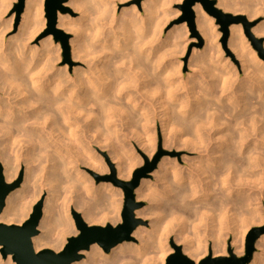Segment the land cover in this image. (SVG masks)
<instances>
[{"label":"bare ground","instance_id":"bare-ground-1","mask_svg":"<svg viewBox=\"0 0 264 264\" xmlns=\"http://www.w3.org/2000/svg\"><path fill=\"white\" fill-rule=\"evenodd\" d=\"M5 1L0 0L5 10L1 9L0 20L13 6H3ZM44 1L26 0L17 40L5 44L0 32V162L8 183L24 169V183L7 197L0 224L24 223L46 190L42 233L32 240L36 252L46 247L59 252L66 237L77 234L73 211H83L89 225L117 220L122 193L109 184L95 186L81 171L84 166L106 171L90 145L105 144L119 162V177L124 173L129 179L137 163L128 147L137 142L151 157L159 123L165 148L186 147L198 155L189 172L176 160H163L154 173L162 189L143 180L136 191L138 199L149 200V209L136 215L150 217L151 230L137 228L133 236L138 245L125 242L109 254L94 245L84 262L74 264H166L168 253L176 250V246L168 249L173 233L184 242L185 255L197 264L211 251L216 257L225 255L229 235L235 244L240 239L242 251L250 228L263 223L259 205L264 184V103L248 97V89H258L254 83L235 87L233 67L224 60L214 64L217 74L209 70L206 59L214 57L216 49L214 19L201 5L195 6L197 29L206 41L199 65L207 76L197 79L189 74L185 80L180 61L164 63L166 42L160 33L165 0L143 2L145 16L133 6L128 19L125 15L120 22L122 37L107 31L116 20L111 14L115 0H70L68 5L81 17L59 14L57 28L73 33V59L85 66L72 73L70 66L60 65L52 37L39 47L29 45L45 26ZM220 1L219 8L232 10L228 1ZM230 31V47L242 68L264 75V62L246 46L242 28L234 25ZM253 31L264 35L262 29ZM247 100L250 104H245ZM218 191L214 202L212 194ZM203 199L208 200L199 207ZM191 220L193 238L187 234ZM257 245L263 255H255L249 264H264V237ZM12 260L0 253V264Z\"/></svg>","mask_w":264,"mask_h":264},{"label":"rangeland","instance_id":"rangeland-1","mask_svg":"<svg viewBox=\"0 0 264 264\" xmlns=\"http://www.w3.org/2000/svg\"><path fill=\"white\" fill-rule=\"evenodd\" d=\"M185 0H165L164 1V7L163 10L166 12V16L164 17V26L162 28L161 31V37L162 39L166 42L165 48H164V52H166L165 56L166 57L164 60V63H166V65L168 64H172V63H176V62H181L182 63V70L181 73L182 75L185 77V80L188 78L189 74L195 76L197 79L201 78V74H203L202 77H204V73H206L205 76H207V70H202L203 65H199L201 63V59H203V55L205 54L206 50V41L200 36V33L197 29V16L195 13V7L193 8L194 13H195V31H192V29L190 28L189 24L187 21L183 20V12L181 11L180 6L183 5ZM215 1V8H217L218 10H220L221 12H223L226 15H232L234 17H244L247 21V25H245L242 21L238 22V23H234L232 25H230L228 27V34H226V31L224 29V23L227 21L226 19H217L216 17L210 15L205 8L203 7V5L201 3H198L197 5H201V7L203 8V11L210 17H212L214 19V24H213V31H214V35L217 36V40L215 39L213 41L214 45L213 47L216 48L215 49V55L214 57H210V55L207 57V63L208 61L211 63H208V67L210 68L209 70L212 69V71H214L215 73L218 71L216 70V66L218 67V64L214 66V64H216L217 62L220 63L222 60L225 61V63L230 64L231 67H233V72L235 75H233V84L236 86L245 83L246 84H252L254 83V85L256 86V88H258L257 90L255 88L253 89H248L247 90V95L248 97H256V100L253 99V103H255L256 101H258L257 103H264V75L262 74H258L257 72L254 71V68L250 69V73H248L249 71H245L242 68V64L240 62L239 59H237L236 54H234L232 47H230V40H231V31L230 28L231 26H240L242 28V37L244 38L243 40H245L244 42L247 44L246 46H250L249 49H252V51L256 52L257 56L259 59H261L264 62V55L261 56L260 54V50L258 47L261 46L262 50H263V54H264V35L262 34H254L256 32H254L253 30H258V29H262L264 30V0H226L230 3V5H232V10L226 11L223 10L222 7H218V4L221 2L220 0H212ZM225 1V2H226ZM70 2V0H63V2L61 3V7L63 8V11H61L60 9L57 10V25H56V29L59 30V32L61 34H54L49 31V21H48V16H47V12H46V3L47 0L44 1L42 10H41V19L44 21V28L40 31V33L36 36V38L32 41L29 42V45L31 46H36L39 47L40 43L45 40L48 37H52L51 38V46L54 47L55 49H57L59 51V55L61 57V61H60V65L61 66H70L71 67V72L73 73L74 69H84L85 66L83 65V63H79L76 60L73 59V51H72V46H71V40L74 38L73 33H67L64 32L61 29H58V17L59 14H63V15H70L73 19L75 20H79L81 17V13L75 11L71 5H68ZM143 2H148V0H125L123 2L117 1L115 0V9L112 11L111 9V14L114 16V20L113 21L111 18L110 20H112V22L114 23L112 26L111 24L109 26L111 27H107V31L108 32H112L114 31V33L119 34V37H122L121 31L122 29L120 27H122V24L120 22H122V19H126L127 15L130 14L133 6L137 5L138 10L140 12V14L145 16L144 10L142 8V4ZM10 5L13 4V6L7 11L5 12V14H3V17L1 18V24L2 27H0V32L3 33L4 38H3V42L5 44H8L9 42H14L15 40H17L18 38V34H19V26L22 20V15L25 12V5H26V1H25V5H24V11L22 12V14L19 16L18 12H17V8L16 6L19 4V0H7L5 1V5ZM196 5V6H197ZM4 8V7H3ZM3 8H0V13L1 9L3 11ZM7 8V7H5ZM110 9V8H109ZM5 11V10H4ZM3 11V13H4ZM116 11V12H114ZM254 14V15H253ZM126 15V16H125ZM2 16V15H1ZM13 16H15L14 21L11 22ZM125 16V17H124ZM112 17V16H111ZM124 17V18H123ZM128 19V18H127ZM126 19V20H127ZM109 20V21H110ZM3 22V23H2ZM119 24V25H118ZM121 24V25H120ZM116 29V30H115ZM186 29V30H185ZM253 37V40L250 38ZM255 40V41H254ZM67 41L68 47H69V51L66 52L63 46V42ZM215 42V43H214ZM217 46V47H216ZM185 48V49H184ZM173 49V50H172ZM185 50V51H184ZM174 52V53H173ZM172 54V55H171ZM217 54V55H216ZM178 55V56H177ZM181 55V56H180ZM208 55V54H207ZM219 58H218V57ZM211 58V59H210ZM220 61V62H219ZM198 62V63H197ZM255 72V73H254ZM217 74V73H216ZM254 75V76H253ZM258 77H257V76ZM207 79V80H206ZM206 82L208 83H214L212 78H206ZM235 80V81H234ZM258 81V82H257ZM260 82V83H259ZM236 83V84H235ZM217 84H215V89L216 91H218L217 93L220 92V90H217L218 88L216 87ZM263 85V86H262ZM249 87V86H248ZM255 101V102H254ZM245 104H250V101L247 100L245 102ZM159 125V133L157 132L156 135V144H155V151L153 153V155L150 157V155L148 153L145 152V150L139 146V144L132 142L130 148L133 149L131 150L128 147V150L131 151V154H129V156L135 160L134 163H137V165L135 166L133 173L131 175V177L129 179H125L124 177L126 176L124 173L122 176L119 177V162L117 160H114V154L112 153V151L110 149H108L106 147V145L104 144L101 146H97V145H90V149L93 151L94 155L96 156V158H98L99 160V164L101 166H104L106 168L105 172H99L97 170H94L93 168H88V167H82L81 171L90 179L94 182L95 186H99V185H103V184H109L111 186H113L115 189L119 190L122 193V196H119V200H121V210L119 213V218H117V220L115 221H108L107 225H112L113 227L118 226L119 224L122 223V212H123V207H124V203H125V193L124 190L119 187L116 186L114 184V182L112 181V178L115 176L117 180H120L122 182H130L133 180V175L138 171V170H142L147 168V166H151L153 165V163L155 162L156 159H158V163H157V167L156 169L151 172L148 173V177L147 178H143L140 182V186L142 181H147L149 182V184L159 188L161 186V183L158 182L156 180V177L154 176V173L159 169V165L163 160H176L177 163L179 164L180 168L183 169V171H186V173L189 172L190 170V165L192 163L191 160H196L197 156L196 154H193L190 152V150H188L186 147L183 148H175V149H168L164 147V136H163V132L161 131L162 129H160V124ZM135 143V144H134ZM186 148V149H185ZM126 150V151H128ZM134 156V157H132ZM138 161H137V160ZM102 163V164H101ZM190 164V165H189ZM0 167L2 169V174L4 177V167L3 164L0 162ZM263 169H264V165H263ZM264 174V171H263ZM21 179V184L20 186L15 189L14 191L18 190L21 188L22 184L24 183V169L23 172L21 171V173L19 174V176L11 183H8L4 177V180L7 184H15L17 182H19ZM264 180V178H263ZM155 184V185H154ZM139 186V188H140ZM138 188V189H139ZM137 189V190H138ZM136 190V191H137ZM13 191V192H14ZM201 192V190H198ZM260 192H262L260 194V207L259 210L261 213V218H263V223L262 224H256L253 225L250 230L248 231L246 238H245V246L243 247V250L240 251V247H241V241L238 238L236 244L233 242L234 241V237L232 235H229L227 240H226V254L222 255V256H214L213 252L211 251V253L202 261H200L198 264H201L204 260H207V258H209V256L212 259H217V258H228L231 259L232 255L236 258V259H242L244 257H246V251H247V237L249 236V234H251V232L255 229V228H261L264 229V184L260 186ZM202 193H200L201 195ZM218 194H220V191L218 192H213L212 194V199L214 200V202L218 201ZM137 193L135 192V196H136V202L137 203H141L142 206L140 208H138L135 211V217L137 219H140L144 222V224L140 225L139 227L141 228H145V230H151L150 226H151V218L150 217H138L136 215L137 211H147L150 207V203L149 200L147 199H138L137 198ZM49 197V193L48 190L45 191V193H43L42 197L40 198L39 201H37V203L34 204V207L39 204L40 202L43 203V208L44 205L46 204L47 200ZM211 199V200H212ZM204 200V201H203ZM203 200H199L197 204L199 207H201V205H204V202H207L208 199H203ZM42 208V211H43ZM33 209L31 211V214L33 213ZM248 211V209H246ZM30 214V215H31ZM75 214H79L82 219L83 218V211L81 210H76L71 212V217L73 219L74 222V226H75V231L77 234H71L69 236L66 237V242L65 245L67 243V239L70 237H74V236H78L79 232L77 230L76 227V219H75ZM30 217V216H29ZM28 217V219H29ZM27 219V220H28ZM25 220L24 223L27 221ZM85 221V220H84ZM86 222V221H85ZM193 222V220L189 221L187 224V233L188 236H191L190 238L194 237V233H193V224H191ZM22 224H12V225H23ZM87 223V222H86ZM88 224V223H87ZM89 225V224H88ZM107 225H103V224H97V225H89V226H100V227H106ZM138 227V228H139ZM39 233L37 236H40L42 231L39 229ZM191 232V234H190ZM264 237V234L258 239V241L255 244V251L253 253V257L255 255H263V249L261 247H258L257 243L259 242V240ZM134 240L128 243H133V244H139V241L137 238H135L133 236ZM239 240V241H238ZM127 243V242H126ZM211 245L213 244L212 242H209ZM64 245V246H65ZM97 245V244H96ZM99 246V245H97ZM174 246L180 247L182 254L185 255L184 253V247L185 244L184 242H182V240H179V237L177 236L176 233H173L171 236V239L168 243V249L169 248H174ZM100 247V246H99ZM35 248V247H34ZM101 248V247H100ZM46 249H50L53 250L55 252H57L54 248L52 247H46L43 250ZM102 249V248H101ZM242 249V247H241ZM42 250V251H43ZM103 250V249H102ZM229 250L232 251V255H230ZM90 251V250H89ZM82 252L83 254V260L81 262H84L87 259V253L89 252ZM2 252V247H1V251ZM41 252V251H40ZM60 252V251H59ZM104 252V250H103ZM239 252H242L243 255H240ZM105 253V252H104ZM106 254V253H105ZM176 254L175 248L171 253H168V257H167V261L166 264L168 262V260L174 256ZM13 258L12 255H9ZM9 256L6 258L8 259ZM187 256V255H185ZM1 257L3 258V255L1 253ZM188 257V256H187ZM189 258V257H188ZM4 259V258H3ZM191 259V258H189ZM253 259V258H252ZM192 260V259H191ZM194 261V260H192ZM79 262V263H81ZM195 262V261H194ZM12 264H17L14 260H12ZM195 264H197L195 262Z\"/></svg>","mask_w":264,"mask_h":264},{"label":"water","instance_id":"water-1","mask_svg":"<svg viewBox=\"0 0 264 264\" xmlns=\"http://www.w3.org/2000/svg\"><path fill=\"white\" fill-rule=\"evenodd\" d=\"M26 0H19L16 6L18 15L20 16L24 11ZM63 0H47L46 12L49 21V31L54 34H61L56 29L57 25V10L60 9ZM201 3L205 10L217 19H226L224 29L228 34V27L234 23L242 21L247 25L244 17H234L226 15L217 8H215V1L212 0H185L179 9L183 12V20L187 21L192 31H195V13L193 8ZM253 40V37L250 36ZM255 41V40H254ZM66 52L69 51L67 41L63 42ZM260 50V55L263 56V50ZM158 159L155 160L153 165L147 168L138 170L133 175V180L130 182H122L117 180L114 176L112 181L116 186L121 187L125 193V203L122 212V223L116 227L107 225L106 227L89 226L79 214H75L76 227L79 232L78 236L70 237L67 239L66 245L60 252H55L50 249L36 252L33 245V238L38 235L39 224L42 218L43 203L37 204L29 219L23 225H4L0 224V246L2 247L3 258L9 255L13 256V260L17 264H74L83 260L82 252H87L94 245H99L106 254H109L113 248L134 240L133 234L135 230L144 222L135 217V211L142 206L141 203L136 202L135 192L140 186L143 178L148 177V173L153 172L157 167ZM21 184V179L15 184H7L4 180L2 169L0 167V214L5 208L6 199L11 192L17 189ZM264 234V229L255 228L247 239L246 257L236 259L229 250L231 259L217 258L212 259L210 256L201 264H249L253 258L255 251V244L258 239ZM176 254L172 256L167 264H195L194 261L182 254L181 248L176 246Z\"/></svg>","mask_w":264,"mask_h":264}]
</instances>
